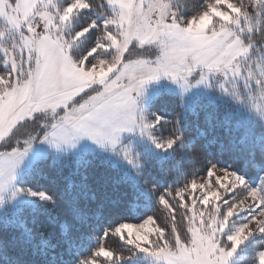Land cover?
Wrapping results in <instances>:
<instances>
[{"label": "rangeland", "instance_id": "1", "mask_svg": "<svg viewBox=\"0 0 264 264\" xmlns=\"http://www.w3.org/2000/svg\"><path fill=\"white\" fill-rule=\"evenodd\" d=\"M25 1L29 7L25 13L21 8L17 10L14 4L7 5V8L2 6L0 10L1 20L16 35L15 43H21V46H13L21 53L20 59L23 58L22 52L27 50L23 66L11 67L13 73L11 82L7 70L0 72V98L11 95L17 80L25 79L31 53H35L36 37L48 32L65 48L68 40L64 32L71 26L73 10L86 7L84 0H74L67 6H61L60 0H38V8H32L29 0ZM125 2L129 0H108V3L115 5L114 8L107 6L111 11L109 24L114 26V32L107 34L108 43L101 46L111 50L112 56L96 58L87 68L84 67L83 56L76 59L79 61L78 67L80 66L78 72H82L85 80L83 86L77 90L96 85L90 94L91 99L74 104L72 109L65 108L68 119L52 124H49V120L55 112L53 107L55 101L38 108H19L9 113L5 124L0 128V140H3L20 121H26L25 126L33 124L35 128L33 131L27 129L29 133L22 135L19 140L21 146L16 145L24 147V141H31V146L14 169L11 186L0 189V210L7 205L16 206L27 202L30 198L44 199L39 195L43 192L23 189L18 182L27 174L32 163L48 156L52 160H57L61 155L77 157L91 153L114 165H120L129 178L139 180L143 168L147 167L150 159H165L171 152L172 145L169 146V139L158 138L153 129L156 121H151L147 114L150 101L160 92L179 94L183 105H189L198 97L214 100L231 93L236 94L240 86L242 88L248 83L261 81L264 83V73L261 75L262 63L253 64L258 77L251 71L254 68L250 60L247 61L249 48L240 34L243 30L241 15L238 7L229 0H209V10H199L185 17L173 7L171 0H151L153 8L150 19L153 27L157 29L163 27V30L158 31L154 39L143 41L144 44L156 48L160 40L180 41L184 47L205 52L207 55L200 62L194 60L191 53L187 55L185 67L176 77L160 75L158 79H146L149 68L155 66L148 62L154 55L146 59L122 60L126 48L132 41L139 40V34L143 31L140 18H134L130 25L119 20L117 10L121 3ZM18 3L21 4L19 0ZM143 7L147 10L148 3L146 2ZM35 16L41 18L42 22L29 26ZM172 25L175 26L176 33L171 31ZM78 34L77 32L75 35ZM5 56L10 59L12 55L9 53ZM188 68H191V71H188ZM197 71L205 78L201 83H195L190 77ZM186 78L190 79L188 87L181 84ZM142 80L146 82L141 93H138L135 87L128 92L135 101L134 129L121 132L119 142L115 146L107 140L101 144L87 136L78 138L74 143L68 142L72 139V130L79 127L82 118L95 111L105 97L119 95L130 84ZM77 90L69 93L67 99L63 101L71 99ZM256 92L262 94L264 89ZM60 106L62 105H56ZM127 109L126 104H119L117 114L125 117ZM33 112L39 113L35 119L29 118ZM45 125L48 126L46 133L38 135ZM44 135H48L49 139H44ZM57 142L60 144L57 145ZM15 159L13 153L0 150V171L6 169L0 176L11 175ZM262 183L264 175L253 184L250 179L216 165H212L206 173L190 179L176 192L181 204L188 210L187 225L190 231L188 242L178 241L175 246L168 244L163 240L162 229L156 226L152 217H146L136 223H121L115 231L135 251L140 252L139 260L143 262L142 264H233L237 259L239 247L255 237L264 239V234L260 231L264 228V208L261 207L264 205ZM161 201L166 203L164 198ZM158 240L161 241L158 243ZM262 254L264 245L256 251V264H264Z\"/></svg>", "mask_w": 264, "mask_h": 264}, {"label": "trees", "instance_id": "2", "mask_svg": "<svg viewBox=\"0 0 264 264\" xmlns=\"http://www.w3.org/2000/svg\"><path fill=\"white\" fill-rule=\"evenodd\" d=\"M5 1L13 5L11 0ZM84 1L86 7L73 10L71 26L64 32L68 40L65 50L78 59L84 49L95 44L99 51L94 59L109 58L113 52L101 45L108 43L106 36L114 32V26H105L102 18H109L111 11L105 0ZM229 1L241 15L240 34L249 48L247 61L264 65V0ZM89 3L91 8L87 9ZM171 3L184 17L209 10V0ZM59 4L64 6V0ZM93 20L101 26L84 37L74 35ZM11 31L0 18V55L11 67L19 68L27 50L20 59L21 53L13 46L21 43H15L16 35ZM128 51L129 46L122 60ZM154 51L155 47L148 45L132 49V55L146 59ZM9 53L12 56L7 59ZM31 54L29 63L35 59V53ZM251 71L258 77L255 68ZM263 85L262 81L251 82L240 86L236 94L214 100L198 97L189 105H183L176 93L163 91L156 95L149 103L148 117L151 121L160 118L154 132L159 139H171L173 144L165 159H150L137 181L129 178L120 165L91 153L61 155L57 160L48 156L32 163L18 184L23 189L43 192L47 198H30L0 210V264H88L89 258L96 259L93 253L101 245L115 252L117 258L101 259L100 264H142L140 252L115 229L121 223H136L146 217L155 220L163 231V240L171 246L178 241L188 242V210L176 194L178 189L212 165L232 170L253 184L264 175V93L256 92L263 91ZM26 126L22 123L16 128L8 141L0 143V150L21 146V136L35 128L33 124ZM263 245V238L250 239L239 247L233 264H256V251Z\"/></svg>", "mask_w": 264, "mask_h": 264}, {"label": "snow or ice", "instance_id": "3", "mask_svg": "<svg viewBox=\"0 0 264 264\" xmlns=\"http://www.w3.org/2000/svg\"><path fill=\"white\" fill-rule=\"evenodd\" d=\"M11 2L16 5L17 10L22 7V5L18 3V0H11ZM146 2L148 3L147 10L143 7ZM69 3H71V0H64L65 6ZM106 4L108 7H115V5L108 3V0H106ZM89 8H91L90 3L87 9ZM152 8L153 4L151 0H129V2L121 3L120 8L117 10V15L122 23L127 22V24L130 25L133 23L134 18H140L143 24V31L139 34V40L132 41L129 45V51L124 54L125 61L137 59L136 56L132 55V49L139 50L142 47L148 46L144 44L143 41L154 39L158 31L163 30V27L161 29L153 27L150 19ZM102 20L103 24L108 26L109 18L103 17ZM100 26L101 25L98 24L96 20H93L90 26L87 25L77 31L82 34L81 37H84L85 34L89 33L91 30H96ZM171 31L173 33L177 32L174 25L171 26ZM98 51L99 49L95 48V44L84 49L82 59L85 68L92 64ZM190 53L192 58L197 62H200L207 55L205 52H197L195 49L184 47L180 41L167 42L165 40H160L156 45L154 56L148 61L155 66L149 68L146 79H158L160 75L176 77L182 68L185 67V57ZM78 65L79 61L76 60L75 55H72L71 58L62 55L60 50L49 43L45 38L41 37L38 55H36L34 62L30 60L29 70L25 75V79L23 81L17 80V85L11 95L0 98V114L7 119L8 114L13 110L19 108H38L53 101L57 89L71 81L75 73L79 71ZM5 70L8 71L9 82H11L13 76L11 66L4 62V56L0 55V71ZM188 71H191V68H188ZM190 77L193 78L195 83H201L205 79L201 77L199 71L192 73ZM145 82L146 80H142L130 84L128 88L120 92L119 95L105 97L104 101L100 103V106L87 117H83L80 126L72 130V139L68 142L74 143L78 138L87 136L101 144L107 140V142L115 146L119 142L121 132L132 131L136 123L133 114V105L135 101L128 95V92L135 87L137 92L141 93ZM181 84L184 87L190 86V79L186 78ZM95 88L96 85H93L83 88L82 90H77L76 94L66 102L63 100H55L53 103L55 112L49 120V124L56 121L62 122L63 120H67L68 114L65 113V108L72 109L74 104L84 102L86 99H91L90 94L93 93ZM57 104L62 106L56 107ZM119 104H126L128 106L127 115L125 117H121L117 114ZM38 114L37 112H33L29 118L35 119ZM159 119L160 118L157 117L156 121L159 122ZM25 122L26 121H20L17 123L16 127H14L3 140H0V142L8 141L15 134L16 128L20 127L21 124ZM47 127L48 126L45 125L40 131L46 133ZM44 139H49L48 135H44ZM172 143L171 140L168 141L169 146H171ZM56 144L59 145L60 142ZM24 145V147L9 146L7 148L9 152L16 156V159L12 165L11 175L6 174V176H0V189L11 186L14 169L26 154L28 147L31 146V141H24ZM39 195L41 198H47L45 193H40ZM261 207L264 208V205H261ZM260 231L264 234V228H261ZM93 256L96 257V259L89 258L88 264H100L101 259L111 260L117 258L115 252L103 245L95 250Z\"/></svg>", "mask_w": 264, "mask_h": 264}, {"label": "crops", "instance_id": "4", "mask_svg": "<svg viewBox=\"0 0 264 264\" xmlns=\"http://www.w3.org/2000/svg\"><path fill=\"white\" fill-rule=\"evenodd\" d=\"M19 1H20L21 5H22V7H20V8L25 13V11L29 9V7L26 6V4H25L26 1L25 2H24V0H19ZM29 2L31 4L30 6L32 8H37L38 5H39L38 0H29ZM9 4L10 3L6 4V1L5 0H0V10H1V7L2 6L4 8L5 7L7 8V5H9ZM13 8H14V6H13ZM0 17H2V15ZM43 33H45V32H43ZM43 33L41 34L42 36L41 35H38V37H36L37 39H35V41H34V45H35V57H36V55H38V49H39L40 44H41V37H43L49 43L53 44L58 50H60L61 53H62V55L71 58L68 55V53L66 52L64 46H61V44L59 42H57L48 32H47V34H43ZM79 69H80V66H79ZM83 82H85V80L83 78L82 72L80 71V72L75 73V75L71 79V81H69L67 84L62 85L59 89H57V91L54 94L53 101H55V100H66L69 93H74L77 89H79L80 87L83 86V84H84ZM6 120L7 119H5L2 114H0V128L5 124ZM4 170H6V169L4 168L3 171ZM3 171L2 170L0 171V175L2 174Z\"/></svg>", "mask_w": 264, "mask_h": 264}, {"label": "built area", "instance_id": "5", "mask_svg": "<svg viewBox=\"0 0 264 264\" xmlns=\"http://www.w3.org/2000/svg\"><path fill=\"white\" fill-rule=\"evenodd\" d=\"M41 22H42L41 18H38L37 16H35V17L33 18V20L30 21L29 26H33L34 24H37V23L40 24Z\"/></svg>", "mask_w": 264, "mask_h": 264}]
</instances>
